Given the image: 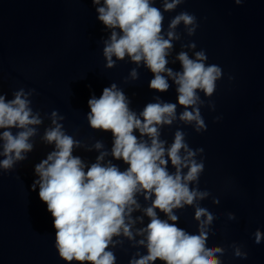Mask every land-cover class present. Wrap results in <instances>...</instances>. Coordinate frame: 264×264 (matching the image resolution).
<instances>
[{
    "label": "water",
    "instance_id": "water-1",
    "mask_svg": "<svg viewBox=\"0 0 264 264\" xmlns=\"http://www.w3.org/2000/svg\"><path fill=\"white\" fill-rule=\"evenodd\" d=\"M170 2L150 0L162 14L160 34L171 41L165 67L173 75L161 73L169 86L159 90L150 87L155 73L143 58L113 54V63H108L104 48L113 28L118 35L121 29L99 19L104 0H0V95L11 100L22 90L30 115L39 120L28 125L34 129L27 137L32 147L21 150L22 156L13 157L10 166L0 165V264H93L60 255L54 218L38 195L35 165L55 149V141H47L45 133L59 125L73 138L72 155L81 158L85 170L101 153L99 163L121 171L128 167L112 154V131L91 126L88 118L89 98L112 85L141 120L148 103L176 104L170 121L156 123L169 173L177 171L167 152L177 132L184 142L179 154L188 161L179 169L182 181L193 161L203 162L187 181L193 199L170 209L177 219L154 207L157 216L186 230L207 228L206 244L219 249L211 253L218 264H264V0H178L165 8ZM181 13L191 15L192 21L172 25ZM181 52L192 59L203 52L206 66L221 67L213 90L195 89L189 105L177 100ZM185 110H198L203 123L184 118ZM5 128L14 136L24 130L12 125L0 127V132ZM132 132L151 143L150 134L136 127ZM3 144L0 138V160L5 158ZM145 191L133 193L134 203L128 206L132 210L125 213L130 235L121 227L105 246L114 256L112 264H132L148 253L146 226L151 217L145 210L153 206L154 193L145 196ZM201 205L208 207L198 213ZM148 264L166 261L157 257Z\"/></svg>",
    "mask_w": 264,
    "mask_h": 264
},
{
    "label": "clouds",
    "instance_id": "clouds-1",
    "mask_svg": "<svg viewBox=\"0 0 264 264\" xmlns=\"http://www.w3.org/2000/svg\"><path fill=\"white\" fill-rule=\"evenodd\" d=\"M177 2L171 0L164 7L171 8ZM98 13L104 24L121 29L118 35L113 28L110 42L104 48L105 56L109 57L108 63H113L110 59L113 54L123 57L127 53L135 61L143 58L155 73L150 80V87L167 89L168 80L161 73L173 75L172 70L165 67L166 51L171 41L160 34V10L150 0H104L103 5L98 7ZM192 19L191 15L181 13L171 23L175 25L180 20L189 23ZM168 35L171 37L172 32ZM195 55L199 59H192L184 52L179 53L183 71L175 74V80L178 84L177 100L184 105L194 103L197 88L210 93L217 75L221 73L218 64L206 66L203 63V52ZM21 92H16L11 100H5L0 95V127L16 125L24 129L15 136L7 128L0 132L5 153L0 165L5 167L11 165L13 157L22 156L21 150L32 147L27 137L34 129L28 125L39 122L37 116L30 115L29 102ZM88 104L91 126L112 131V154L126 161L128 167L121 171L116 165L99 163L103 157L101 153L97 162L85 170L81 158L72 155L73 138L64 134L59 125L46 131L47 141H55L56 147L35 165V171L39 173L38 195L46 202L47 210L54 218L56 245L60 255L66 260L75 258L90 260L93 264H112L114 256L111 251L105 250V246L112 234L119 232L121 227L125 234L130 235L129 225L124 223L125 213L132 210L128 206L134 203L133 193L142 188L147 190L145 196L149 192L154 193L153 206L145 210L151 217L146 226L148 253L132 264H148L157 257L166 261V264H218V258L211 253L219 249L206 244L207 228L203 232L186 230L159 218L154 211V207H159L168 213L169 219L175 221L177 217L170 209L182 201L190 202L193 199L195 193L189 189L187 181L198 174L203 164L202 161H193L182 181L179 169L188 161H182L179 154L184 142L182 133L177 132L167 149L168 157L176 165L177 171L169 173L165 167V148L163 142L156 138V123L170 121L176 104L148 103L141 113L144 118L141 120L129 109L124 93L115 85L104 87L99 97L89 98ZM182 116L203 123L198 110H185ZM134 127L141 133L150 134L151 143L138 140L132 132ZM191 154L189 151L188 155ZM206 207L201 205L198 213H203ZM212 215L213 211L209 208V217ZM260 238L261 233L257 230V241Z\"/></svg>",
    "mask_w": 264,
    "mask_h": 264
}]
</instances>
